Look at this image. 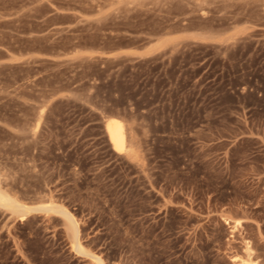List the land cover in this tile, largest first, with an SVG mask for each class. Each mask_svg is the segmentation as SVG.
<instances>
[{
    "label": "rangeland",
    "instance_id": "1",
    "mask_svg": "<svg viewBox=\"0 0 264 264\" xmlns=\"http://www.w3.org/2000/svg\"><path fill=\"white\" fill-rule=\"evenodd\" d=\"M0 191L104 264H264V0H0ZM70 236L0 206V264Z\"/></svg>",
    "mask_w": 264,
    "mask_h": 264
},
{
    "label": "bare ground",
    "instance_id": "2",
    "mask_svg": "<svg viewBox=\"0 0 264 264\" xmlns=\"http://www.w3.org/2000/svg\"><path fill=\"white\" fill-rule=\"evenodd\" d=\"M166 40V39H165ZM163 41L156 42L153 45V50H156L158 47L163 46ZM152 49V48H151ZM150 51V50H149ZM106 132L108 139L110 140L114 151L119 154L128 153L129 150V139L127 138V128L125 121L117 116H111L108 118V122L106 124ZM0 206L3 207H10L11 209L16 210L17 212L24 214L29 212V210L33 211H45V212H55L63 216L67 223L69 233L71 234V245L72 248L82 256H87L90 258L95 259L98 264H104L102 258L95 253H89L86 248L83 246L81 241V234L80 229L78 226V222L74 215H72L69 211L63 208H52V207H41V206H34L31 208L26 204H19L13 200L6 194L0 191ZM251 254H249L248 259H240L238 264H258L250 259ZM236 262L239 261L237 257L234 259Z\"/></svg>",
    "mask_w": 264,
    "mask_h": 264
}]
</instances>
